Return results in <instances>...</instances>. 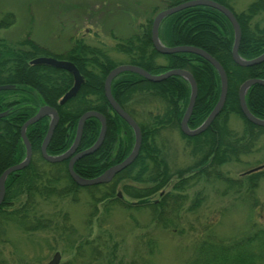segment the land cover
<instances>
[{"label":"trees","instance_id":"trees-1","mask_svg":"<svg viewBox=\"0 0 264 264\" xmlns=\"http://www.w3.org/2000/svg\"><path fill=\"white\" fill-rule=\"evenodd\" d=\"M161 1L165 8L184 0ZM214 1L226 6L238 23V55L249 59L261 54L264 51V0L251 1L237 12L230 5V0ZM13 21V15L6 13L0 18V27L12 24ZM142 24V30L119 39L113 46L116 51L126 54L125 61H115L100 48L89 46L78 38L67 53L62 57L56 56L72 62L83 79L75 95L61 104H58L57 100L72 84L70 73L48 65L29 64L28 61L38 53L46 54V51L31 39L24 38L13 45L0 37V84L10 85V88L0 89V112H6L0 116V173L23 158L24 145L19 135V127L35 113L38 106L44 104L54 107L58 115L46 145L47 154L56 155L64 151L73 140L78 117L86 110H95L105 118L102 142L94 152L77 159L73 163V171L83 178H91L121 161L132 147L133 133L129 125L113 111L103 94L106 74L120 63L139 66L151 74H159L171 68L187 70L196 84V96L187 125L189 128H195L204 120L219 94V77L216 70L207 60L190 52L158 53L150 40L151 18ZM157 35L159 41L166 46L191 45L201 48L221 65L226 75V94L220 111L205 130L188 137L195 142L193 149L199 153V157L190 168L181 171L201 166L196 170V174L208 173L219 164L236 160L239 154L251 151L253 140L264 131V126L255 125L243 117L238 105L237 89L247 78L264 79V60L250 66L234 63L230 55L232 26L220 11L209 6H189L166 15L159 23ZM159 56L164 58L163 63L156 61ZM110 92L117 104L134 120L135 114L142 111L148 99H155L162 110L154 114L147 110L143 121L135 120L141 134L136 157L109 182L102 185H109L112 191L115 182L123 180L122 192L129 198L136 199L137 203L153 210L163 211L169 205L172 192H160L159 198L154 201L148 199L150 195L161 190L171 177L167 163L159 154L154 139L162 129L161 126L178 125L188 100L189 85L177 75L153 82L136 73L123 71L112 78ZM244 100L253 116L264 119V85H250ZM229 113L238 114L243 119L241 133L237 134L228 127L226 118ZM48 120L49 118L44 116L26 127L25 135L32 156L26 166L6 176L4 195L0 203L1 214L7 217L16 216L19 222L24 217L33 216L39 226H46L48 221L43 223V216L37 211H32L34 199L39 195H63L72 190V186H77L67 173V159L52 164L44 162L49 165H62L69 184L60 186L58 178L54 175L49 180L41 178L37 160L43 162L39 146ZM98 131L99 121L96 118L85 119L77 150L91 145ZM35 154L38 156L37 160L34 159ZM181 171L177 172L178 176L182 175ZM186 181L177 180L173 187L176 189ZM177 195L180 194H173L171 198L174 200ZM7 207L12 209L9 211ZM28 224L25 223L26 226ZM251 241L258 242L263 254L261 255L264 256V230L257 229L252 234L231 242L199 241L191 264H233L236 261L245 263L246 260L241 256L242 250L244 247L249 248ZM235 249L238 251L233 256L230 252ZM203 257L205 262L201 261Z\"/></svg>","mask_w":264,"mask_h":264},{"label":"rangeland","instance_id":"rangeland-1","mask_svg":"<svg viewBox=\"0 0 264 264\" xmlns=\"http://www.w3.org/2000/svg\"><path fill=\"white\" fill-rule=\"evenodd\" d=\"M251 1L254 0L229 3L237 12ZM161 9V0H0V18L6 13L14 18L12 24L0 27V37L13 45L29 38L46 51L35 57L55 58L67 53L78 38L100 48L115 61H125L126 54L113 46L119 39L142 30V23L152 20ZM156 61L163 63L164 58L159 56ZM147 110L154 114L161 112L162 107L155 99H148L142 111L135 114V120L143 121ZM226 123L237 134L243 130V119L238 114L229 113ZM161 128L154 142L171 177L148 199L154 201L160 192H172L168 207L159 211L137 203L122 192L123 180L115 182L112 191L103 183H75L77 186L63 195H39L32 211L43 216V223L48 221L46 226L37 225L33 216L19 222L16 216L9 218L0 213V264H44L55 251L60 254L58 264H191L201 240L226 243L257 229L264 230V168H258L264 164V131L253 140L248 153L239 154L236 160L221 163L208 173L196 174L201 166L181 171L190 168L199 157L193 149L195 142L188 138L194 135L183 134L179 123ZM81 150L76 148L75 152ZM41 158L43 162L34 155L43 180L54 175L60 186L69 184L62 165H51L55 162ZM65 159L68 161L69 157ZM177 180L187 181L175 189ZM173 194L181 196L173 200ZM251 242L241 254L247 263L241 264H264L258 242ZM237 251L230 254L234 256ZM205 257L201 261L205 262Z\"/></svg>","mask_w":264,"mask_h":264},{"label":"water","instance_id":"water-1","mask_svg":"<svg viewBox=\"0 0 264 264\" xmlns=\"http://www.w3.org/2000/svg\"><path fill=\"white\" fill-rule=\"evenodd\" d=\"M194 5H203V6H209V7L215 8L218 11H220L228 19V21L230 22L232 26V30H233V41L231 45L230 55L234 63H236L239 66H250V65L257 64L264 60V51L258 56H255L249 59H244L238 55L237 47H238V42L240 38V29H239L238 23L234 15L232 14V12L226 6L214 0H184L173 6L166 7V8H163L157 11L152 17L151 27H150V40H151L153 48L157 52L162 53V54H169V53H174V52H190V53L196 54L204 58L205 60H207L214 67V69L216 70L218 74L219 84H220L219 94H218L216 102L214 103L213 107L211 108L207 116L204 118V120L195 128H189L187 125V120H188V117L190 116L191 109H192L195 95H196L195 81L192 75L187 70L180 69V68H171L159 74H151L147 72L146 70H144L143 68L133 65V64H128V63L118 64L114 66L112 69H110L109 72L106 74L104 81H103V94L107 102L113 109V111L117 115H119L129 125V127L132 130L133 144H132V147L129 153L121 161L110 165L105 170H103L99 175L93 178H82L78 176L73 171V168H72L73 163L79 157L94 152L98 148L100 143L102 142L104 132H105L104 116L101 113L94 111V110H87L83 112L77 119L74 137H73V140L70 146L61 154L49 155L46 153V145L51 137L53 128L57 123L58 116H57L56 110L53 107L49 105H45V104L40 105L37 107L35 113L32 116L28 117L20 125V128H19V135L24 145L23 158L18 163L8 166L0 173V202L4 195V181H5L6 176L12 171L22 169L28 163V160L30 158L31 149H30V145L27 140V137L25 135L26 127L44 116H47L49 120H48V124L46 128V132L39 146L41 156L49 162H57V161H60L62 159L69 157L67 161L66 169H67L68 175L70 176V178L73 180L74 183L78 185H91V184L108 182L117 172L125 168L127 165H129L133 161L140 147V142H141L140 130H139L137 123L134 121V119L117 104V102L114 100L110 92V82L112 78L120 72L130 71V72L138 74L139 76H141L142 78H145L146 80L153 81V82L160 81L170 75H177V76L182 77L189 85V95H188V100H187L185 109L179 120L180 131L185 135H196L202 132L203 130H205V128L212 121V119L220 111L222 104L224 102V99H225L226 75H225L223 68L211 55H209L207 52H205L201 48L191 46V45L166 46L159 41V38L157 35L158 26L162 18H164L166 15H169L175 11H178L180 9H183L189 6H194ZM29 64L48 65V66L64 69L68 73H70L72 77V84L63 93V95L58 99V102H57L58 104H61L65 102L67 99H69L70 97L74 96L80 84L83 81L82 76L79 73L78 69L69 60L58 59L52 56H37V57L32 58L29 61ZM254 83L264 85V79L247 78L239 84L238 89H237L238 105H239L240 112L242 113V115L247 121L255 125H258V126H264V119H259L253 116L247 109L245 100H244V95H245L247 88ZM6 88H10V85H4V84L0 85V89H6ZM5 113H6L5 111L0 112V116L4 115ZM89 117H94L99 121L98 134L94 142L89 147L81 151L75 152L77 148V144L80 139L83 123L85 119ZM253 169L249 171H252ZM117 196L118 197L120 196L119 192H117ZM59 259H60V254L58 251H55L52 254L51 258L48 261H46L44 264H58Z\"/></svg>","mask_w":264,"mask_h":264},{"label":"flooded vegetation","instance_id":"flooded-vegetation-1","mask_svg":"<svg viewBox=\"0 0 264 264\" xmlns=\"http://www.w3.org/2000/svg\"><path fill=\"white\" fill-rule=\"evenodd\" d=\"M262 167L264 168V164H261V165H259V167H258V168H262Z\"/></svg>","mask_w":264,"mask_h":264}]
</instances>
